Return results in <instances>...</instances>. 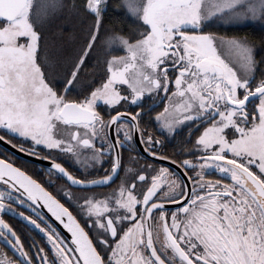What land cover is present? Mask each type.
Listing matches in <instances>:
<instances>
[{"label":"snow or ice","instance_id":"obj_1","mask_svg":"<svg viewBox=\"0 0 264 264\" xmlns=\"http://www.w3.org/2000/svg\"><path fill=\"white\" fill-rule=\"evenodd\" d=\"M221 21L264 0H0V264H264V38Z\"/></svg>","mask_w":264,"mask_h":264},{"label":"trees","instance_id":"obj_2","mask_svg":"<svg viewBox=\"0 0 264 264\" xmlns=\"http://www.w3.org/2000/svg\"><path fill=\"white\" fill-rule=\"evenodd\" d=\"M68 2L71 3L73 0H68ZM116 2H119V0H116ZM231 25H234V23L221 21L217 28H213L212 30L222 35L246 36L258 45L261 43L262 38H264V22L252 21L250 22V26H246L247 24L243 21L239 26L233 27ZM79 28L80 25L77 18L71 13H65L54 21V24L49 29L48 36L50 40H59L62 38L60 36L61 32L63 33V37L66 38L73 32H79Z\"/></svg>","mask_w":264,"mask_h":264},{"label":"flooded vegetation","instance_id":"obj_3","mask_svg":"<svg viewBox=\"0 0 264 264\" xmlns=\"http://www.w3.org/2000/svg\"><path fill=\"white\" fill-rule=\"evenodd\" d=\"M247 25L246 26H250V23H249V21H244ZM231 26H239V24H234V25H231ZM214 28H217V27H214ZM212 30V29H211ZM0 150H8L7 148H5L4 146H2V145H0ZM19 157V156H18ZM28 157V156H27ZM20 158V162H25V161H28L29 163H28V167L29 168H31L32 167V165H31V163H30V161H31V159L32 158H30V157H28V159H25V158H21V157H19ZM70 170H72V171H76V169L75 168H71ZM34 174H36L35 172H34ZM38 178H40L39 176H38ZM6 219H9V222L10 223H13V225L15 226V227H17L22 233H24L25 235H26V237L27 238H35L36 240H40L41 239V237H42V233H39V230L37 229V230H33L32 228H30V227H28V226H26V222H23L22 221V218H12V217H6Z\"/></svg>","mask_w":264,"mask_h":264},{"label":"water","instance_id":"obj_4","mask_svg":"<svg viewBox=\"0 0 264 264\" xmlns=\"http://www.w3.org/2000/svg\"><path fill=\"white\" fill-rule=\"evenodd\" d=\"M0 145L4 146V147L7 148L8 150L15 151L16 154H17V156H19V157H21V158L28 159V157H27L26 154H24V153H19L17 150L12 149L11 146H9V145L4 144L3 142H0ZM49 215H50V214H49ZM52 219L54 220V218H52ZM55 223H56V224L61 228V230L64 231L65 234H66V230H63V229H62V226L59 225V222H55Z\"/></svg>","mask_w":264,"mask_h":264},{"label":"rangeland","instance_id":"obj_5","mask_svg":"<svg viewBox=\"0 0 264 264\" xmlns=\"http://www.w3.org/2000/svg\"><path fill=\"white\" fill-rule=\"evenodd\" d=\"M241 22H243V21H241ZM241 22H235L234 24H240ZM250 23V22H249Z\"/></svg>","mask_w":264,"mask_h":264}]
</instances>
